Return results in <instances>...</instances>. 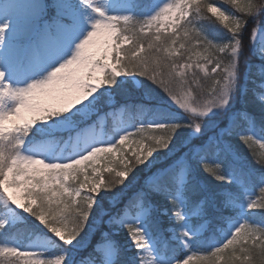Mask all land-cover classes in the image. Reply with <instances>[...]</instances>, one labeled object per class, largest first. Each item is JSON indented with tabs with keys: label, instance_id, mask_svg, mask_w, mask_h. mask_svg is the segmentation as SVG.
I'll list each match as a JSON object with an SVG mask.
<instances>
[{
	"label": "snow or ice",
	"instance_id": "obj_1",
	"mask_svg": "<svg viewBox=\"0 0 264 264\" xmlns=\"http://www.w3.org/2000/svg\"><path fill=\"white\" fill-rule=\"evenodd\" d=\"M225 2L234 11L215 0H0V230L26 213L40 233L0 244V264H85L87 247L91 264H264V219H251L264 215V25L245 46L264 0ZM253 67L254 99L238 109ZM141 79V98L118 106ZM107 117L113 130L98 132ZM224 224L221 239L209 235Z\"/></svg>",
	"mask_w": 264,
	"mask_h": 264
},
{
	"label": "trees",
	"instance_id": "obj_2",
	"mask_svg": "<svg viewBox=\"0 0 264 264\" xmlns=\"http://www.w3.org/2000/svg\"><path fill=\"white\" fill-rule=\"evenodd\" d=\"M216 4H221L224 7H226L227 9L234 11V7L227 4L225 2V0H215ZM206 17L211 16L210 13H206L205 14ZM215 18H213L214 20ZM204 23L206 24H211L212 21H209L208 19L204 20ZM264 25V16H261L259 19L253 20L252 18H248V24H247V28H248V32L245 33V46L247 48V45L250 43V32L252 29H254L257 26H262ZM222 27V26H221ZM257 64H259V61L257 60ZM256 81L257 83L260 82V77L258 74V69L256 67H253L252 71H251V75L249 77L248 80L245 81L246 84H248V89L244 95V97L242 99H240L239 93L238 92V102H237V106H239L241 109H245L250 107L254 97H253V89L255 88V85L252 83V81ZM141 85L139 87H137L134 83L130 84L129 86V96L128 97H122L120 95H116L115 96V103L118 106H122V103L125 99H129V100H138L141 98L142 93H143V80H140ZM205 81L202 80V83H204ZM259 91V89H257ZM155 99V98H153ZM157 102H159L157 99H155ZM126 118L129 119V115L126 112ZM240 151L242 153V155H244L245 157H247V162L249 165H251L253 168H255L257 170V173H259L260 171V166L257 165L255 163V161L253 160L251 154L248 152V150L246 148H244L242 145L240 146ZM205 179L207 180V182L210 185H215L218 184V182L212 180L210 177H208L205 174ZM242 197V195L240 196V198ZM155 203L157 205V210L159 212H162L163 209L167 206L166 202L163 200V198H157L155 200ZM1 211V210H0ZM225 215H231L234 216V212L229 209L225 212ZM253 220L256 221H260L262 219H264V215L261 214V210L257 209L254 211V213L251 215ZM161 220H162V227H167L168 226V218L167 216H163L161 215ZM225 230L226 229V224L224 225H219L216 227V230L214 233H209V235L215 239H219L217 237V234H219V232L221 230ZM101 231H110L107 223L105 222L104 224H98L97 227L94 229L93 235L91 237V241H97L99 240V233ZM38 232V230L36 229V225L33 223L32 218L29 216V214H25L24 215V221L17 223L13 226H11L8 229V235H4L3 231L0 230V244L3 243H15L17 241L21 242L22 244H26V242H28L34 235H36ZM115 239L119 240L122 244H127L126 239L123 235V233L119 234L118 236L115 237ZM91 247H87L84 252L83 255H85V257L89 258V253L91 252ZM134 249H129L128 251V256L131 257L132 253H133ZM90 259L95 260V256L93 255ZM193 264H200L199 259H196L193 261ZM257 264H261V262L258 260Z\"/></svg>",
	"mask_w": 264,
	"mask_h": 264
},
{
	"label": "rangeland",
	"instance_id": "obj_3",
	"mask_svg": "<svg viewBox=\"0 0 264 264\" xmlns=\"http://www.w3.org/2000/svg\"><path fill=\"white\" fill-rule=\"evenodd\" d=\"M217 6L222 7V9H227L226 7H224V6L221 5V4H217ZM227 10H229V9H227ZM229 11H231V10H229ZM259 27H261V26H257V27H255V28H259ZM255 28H254V29H255ZM201 75H202V74H201ZM134 84H135L137 87H139V86L141 85V82H140V80H138V81L134 82ZM247 89H248V84H246L245 81L242 80L241 88L238 89V92H240V93H239L240 99H242V98L244 97V95H245ZM257 91H258V90H257ZM154 98L157 99V100L160 102V98H159V97H154ZM237 108H238V109H241L239 106H237ZM109 110H110V109H106V111H109ZM125 113H126V112H125ZM125 113H124L122 119H123L124 121L127 122L129 119L126 118V114H125ZM101 115H103V113H101ZM114 119H115L114 117H107V118L103 119L102 121H99L98 124H97V131H98V132H99V131H104V132H106V133H111V131H112L113 128H114ZM257 191H258V189H257ZM244 199H245V197L242 195V197L240 198L241 202H243ZM18 211H22V210H18ZM232 211H233V210H232ZM233 212H234V214L236 215L235 211H233ZM2 214H3V211L0 212V215H2ZM24 214H26V213H24ZM24 214H22V218H21L19 221H17L16 224L24 220V217H23ZM251 219H252V216H251ZM227 228H228V227H227ZM39 235H40V233H37V234H36L34 237H32V238L30 239V241H28L26 244H22L21 242H19V244H20L22 247H27L29 244H33L34 242H36V240H37V238H38ZM218 236H219V238L221 239V238L223 237V231H221V232L219 233ZM17 242H18V241H17ZM3 244H4V243H3ZM8 244H11V243H8ZM129 248H131V247H129ZM83 257H84V259H85V264H91V261H94V260H90V259H88V258H85V255H83ZM196 259H197V258H194V260H196Z\"/></svg>",
	"mask_w": 264,
	"mask_h": 264
}]
</instances>
